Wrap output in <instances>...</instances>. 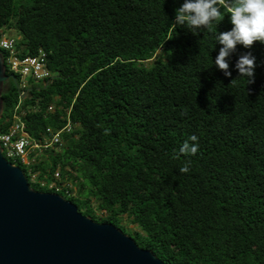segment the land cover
Here are the masks:
<instances>
[{
	"label": "trees",
	"instance_id": "16d2710c",
	"mask_svg": "<svg viewBox=\"0 0 264 264\" xmlns=\"http://www.w3.org/2000/svg\"><path fill=\"white\" fill-rule=\"evenodd\" d=\"M182 3L0 0V38L16 30L19 54L43 50L51 72L24 97L3 83L0 131L17 113L43 145L46 128L72 125L29 165L9 161L39 191L53 192L40 180L59 170L82 214L115 226L127 215L139 229L128 235L165 264H264V44L237 45L226 77L214 61L227 9L216 29L193 34L174 25ZM245 52L256 58L252 84L234 67ZM185 141L198 143L195 155L179 154Z\"/></svg>",
	"mask_w": 264,
	"mask_h": 264
},
{
	"label": "water",
	"instance_id": "95a60500",
	"mask_svg": "<svg viewBox=\"0 0 264 264\" xmlns=\"http://www.w3.org/2000/svg\"><path fill=\"white\" fill-rule=\"evenodd\" d=\"M7 80L18 89L0 51V117ZM0 264L165 263L114 224L82 214L57 192L32 188L23 169L5 158L0 146Z\"/></svg>",
	"mask_w": 264,
	"mask_h": 264
},
{
	"label": "clouds",
	"instance_id": "9594fccd",
	"mask_svg": "<svg viewBox=\"0 0 264 264\" xmlns=\"http://www.w3.org/2000/svg\"><path fill=\"white\" fill-rule=\"evenodd\" d=\"M227 9L230 16L231 29L215 32L216 43L220 44L218 54L215 57V66L226 77L232 75L229 61L236 52L237 45L251 48L255 42L264 44V0H183V3L175 10V26L186 27L193 34L201 29L212 31L223 20ZM176 28V27H175ZM173 36L168 39H172ZM256 58L251 52L241 54L235 62V69L240 77L247 79V84L255 82ZM234 82V79L230 83ZM190 141H198V137L192 135ZM198 152V143L185 141L179 154L185 156L195 155ZM191 161H187L180 168L181 173H187Z\"/></svg>",
	"mask_w": 264,
	"mask_h": 264
},
{
	"label": "built area",
	"instance_id": "2783aa9c",
	"mask_svg": "<svg viewBox=\"0 0 264 264\" xmlns=\"http://www.w3.org/2000/svg\"><path fill=\"white\" fill-rule=\"evenodd\" d=\"M0 49L5 50L4 62L11 74H13L18 82V89L21 94L28 87L35 84H45L51 75L50 70L46 66V54L39 49L34 55H20L13 39L0 38ZM1 51V50H0ZM52 106L49 107L51 109ZM72 129L70 120L67 119L66 125L53 131L46 128L48 139H44V144L34 142L25 132L24 123L19 115L14 113L12 124L6 132L0 131V146L2 153L8 160H21L24 164L29 165L32 161L27 156L33 148L46 146V142L50 145H60L61 134L69 132ZM42 186H47L53 192H62L66 196L74 193L71 182L61 180L59 170H55L51 181L40 180Z\"/></svg>",
	"mask_w": 264,
	"mask_h": 264
},
{
	"label": "rangeland",
	"instance_id": "374dc122",
	"mask_svg": "<svg viewBox=\"0 0 264 264\" xmlns=\"http://www.w3.org/2000/svg\"><path fill=\"white\" fill-rule=\"evenodd\" d=\"M16 1V0H15ZM2 38H7V39H13V40H19V38H20V35L17 33V31L16 30H14V29H7V30H5V31H3V36H2ZM160 55H161V50H157L156 51V53L154 54V56L151 58V59H149V60H146V62H145V64L146 65H150L152 62H153V60L154 59H156V58H158V57H160ZM26 93V90H24L23 92H21V96L23 95V94H25ZM22 97H24V96H22ZM46 144V146H43V148H46L48 145L49 146H52V145H50L49 143H45ZM39 150V149H41V148H33L32 150H30V152H29V154H28V156H27V159H29L30 161H34L35 160V157H36V153L37 154H39L40 153V150L37 152L36 151V153H35V150ZM13 164H15V163H13ZM74 173V175H80L79 174V172H73ZM80 177V176H79ZM30 178H31V180L32 181H34V180H36V178H37V173H33L31 176H30ZM80 179V178H79ZM75 183H77V182H75ZM72 184V183H71ZM74 184V183H73ZM73 187L75 186V184L74 185H72ZM44 189V188H43ZM74 193H75V187H74ZM58 194H60V195H62L65 199H67V200H70L66 195H64L63 193H61V192H58ZM91 206L93 207V209L95 210V214H96V216H98V217H104L105 216V212L104 211H99V210H97V208H96V202H95V199L94 198H91ZM121 226H123V228L121 227ZM116 227H118L119 229H121L125 234H129V232H134V231H136V230H139L138 229V227L135 225V224H133L132 223V220H131V218L130 217H128L127 215H123V216H121L120 217V225L119 226H116Z\"/></svg>",
	"mask_w": 264,
	"mask_h": 264
}]
</instances>
